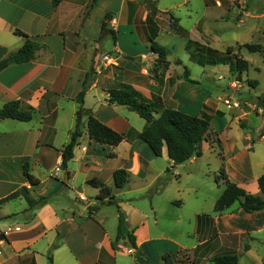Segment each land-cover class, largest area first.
Instances as JSON below:
<instances>
[{
	"label": "crops",
	"instance_id": "crops-1",
	"mask_svg": "<svg viewBox=\"0 0 264 264\" xmlns=\"http://www.w3.org/2000/svg\"><path fill=\"white\" fill-rule=\"evenodd\" d=\"M189 3L155 0L153 13L147 0H0V60L22 46L23 39L15 30L43 46L32 61L0 71V108L19 100L33 113L29 122L0 120V199L23 186L33 198L48 197L31 211L23 198L0 205V264H49V256L52 264H164V255L170 256L172 264H214L213 258L223 255H235L238 264H264V210L246 213L235 203L222 213L215 212L214 203L223 184L217 187L209 209L203 203L196 205L185 233L193 243H183L175 236L162 239L158 230L162 208L171 214L182 206L181 196L191 189L180 184L182 178L190 181L198 166H203L199 175L210 173V164H193L205 155L223 160L224 164H215V168L222 166L230 182L264 198L257 183L264 172V127L240 122L252 114L263 116L264 90L258 91L260 96L254 102L228 110L221 102L227 94L218 85L211 92L210 83H218L222 74L233 73L229 65L191 61L186 48L189 40L216 51L233 48L223 45L216 49L220 38L210 33V24L226 23L225 14L232 4L204 1L193 31H185L186 35L175 28L183 30L177 12L186 9L189 16ZM233 7L238 9L234 17L241 25L246 18L264 17V13L253 16L248 7L244 12L239 5ZM106 15L109 19L103 30ZM221 31L224 28L218 29ZM259 35L264 38V31ZM150 39L168 50L166 63L158 62L149 50ZM173 41L199 70L185 66L178 55L174 63L170 51ZM105 55L107 61L103 60ZM142 61L149 63L146 73ZM185 71L195 83L185 79ZM87 74L83 107L117 133L130 129L141 132L145 126L136 112L107 102V91L122 85L131 86L148 101L159 99L158 110L210 115V131L199 147L200 156L174 165L165 147L155 156L138 137L123 140L116 147L94 143L88 138L84 117L73 157L64 170L61 151L75 128V97ZM258 85L257 80L254 89ZM255 106L260 107V113L256 114ZM29 162L34 166L51 162L45 164L51 165L49 176L42 179L29 169L39 180L35 191L22 173L23 164ZM117 170L128 174L126 184L119 189L113 181ZM89 180L110 187L115 204L99 206L98 190ZM105 207L113 208V215ZM119 217L123 238L117 241ZM172 225L177 233L178 221ZM129 233L135 248L128 241Z\"/></svg>",
	"mask_w": 264,
	"mask_h": 264
},
{
	"label": "trees",
	"instance_id": "trees-1",
	"mask_svg": "<svg viewBox=\"0 0 264 264\" xmlns=\"http://www.w3.org/2000/svg\"><path fill=\"white\" fill-rule=\"evenodd\" d=\"M147 4L152 7V11L155 13V0H147ZM108 19L109 15H106L105 22L103 21L102 23L103 30ZM175 29L187 35L180 28ZM14 33L23 39V44L18 50L11 52L4 59L0 60V71L11 65L32 61L35 58L36 52L43 48L42 45L29 38L20 30H15ZM112 35L115 40L113 32ZM150 41L149 50L156 55L158 62L166 63L165 60L168 50L152 39ZM186 48L189 52V59L200 64H228L231 71L233 73L238 72V74H241L247 68V62L233 53L232 47L227 48L225 52H220L189 40ZM238 48H244L250 53L263 52L262 46L254 43L241 44ZM194 51H196V55H193ZM185 79L190 83H195L188 79L187 71H185ZM88 80L89 75L87 74V77L82 83L81 90L75 97V101L78 103V109L75 114V128L71 133L69 143L61 151V167L64 170H66L67 163L73 157V147L76 145L77 138L81 135V118L84 117L86 119L88 138L94 143L116 147L123 140H131L138 137L149 147L155 156H160L165 147L167 156L174 165L184 164L192 157L200 156L199 147L202 141L207 138L210 131V115L202 112L198 116H192L172 108L158 110L157 107L161 105L159 99L148 101L131 86L122 85L119 88L109 89L107 91L109 95L107 102L109 104L124 105L129 110L136 112L145 121V126L141 132H134L130 129L126 133H117L96 119L90 110L83 107L84 95L89 85ZM32 114V109L30 107H24L19 100L8 101L0 108V120L10 119L19 122H29L32 119ZM216 114L220 115V112H216ZM240 128L252 134V130L246 128L244 124H241ZM253 141L252 139L251 142L253 143ZM110 156H113V154ZM22 173L31 186L35 187L39 185V180L30 173L28 163L23 164ZM127 178L128 174L125 170L115 171L113 173L114 187L117 189L122 188L126 184ZM215 180L216 182L221 181L224 185L222 193L214 203L213 209L215 212L222 213L235 203H238L240 208L246 213L264 210V198L249 194L230 182L222 166L217 176H215ZM88 183L98 190L96 196L98 205L115 204L110 187L98 180H89ZM257 183L260 192L264 194V172L258 177ZM17 198H23L25 200L28 205L27 211L34 210L48 200L46 196L33 198L29 189L23 186L6 197L1 198L0 205ZM122 238L121 218L119 217L116 240L118 241ZM127 238L131 247L135 248L133 235L129 233L127 234ZM48 259L49 264H52L50 256ZM163 261L164 264H172L169 255H164ZM212 262L214 264H238L235 255L217 256L213 258Z\"/></svg>",
	"mask_w": 264,
	"mask_h": 264
},
{
	"label": "rangeland",
	"instance_id": "rangeland-1",
	"mask_svg": "<svg viewBox=\"0 0 264 264\" xmlns=\"http://www.w3.org/2000/svg\"><path fill=\"white\" fill-rule=\"evenodd\" d=\"M204 0H190V3L187 6L190 13L189 16L185 14L186 9H179L177 12V16L180 17L181 22L180 26L183 28V31H193L195 24L194 22L200 16L201 12L203 11L204 7ZM226 4L231 5L230 8L225 14V19H227L226 23L223 22H215L210 24V33L212 35L217 34L220 38L218 42V46L216 49H219L221 46L224 45L225 49L227 46H233V53L237 54L240 58L247 62L246 70L242 71L241 74L237 73H227L222 74L223 77H218L221 79L218 83H212L211 81V92L215 91L216 85L220 86L224 91V94H227L225 98L221 100L222 104L228 109H236L242 108L244 105H248V102L255 101L256 97H259L258 91L264 90V38L259 35L262 31H264V17L260 19H255L253 17L246 18L244 24H238L235 20V14L238 9L233 7V5H239L241 7V12H244L245 9L248 7V11L254 16L259 15L260 13H264V0H226ZM227 5V6H229ZM216 11H218L216 9ZM244 19V18H243ZM224 28V31L221 33L218 32V29ZM261 28V29H260ZM185 29V30H184ZM262 30V31H261ZM246 43H254L260 44L262 46L263 52L261 53H250L244 48H238L239 44H246ZM217 44V42H216ZM179 43L177 41L171 42L170 51L173 55V61L176 63L175 55H178L180 59L183 61L184 65L187 67L194 68L195 70L199 67L195 64L191 63L186 59V55L182 48L179 47ZM221 52L222 50L219 49ZM225 52V51H224ZM188 54V53H187ZM142 68H145L146 71L149 69V63L147 61H142L140 63ZM217 65V64H216ZM215 65V66H216ZM227 66V64H226ZM220 66H217V68ZM222 68V66H221ZM222 73V72H218ZM219 75V74H218ZM217 75V76H218ZM236 75V76H235ZM259 82V87L254 89L255 82ZM260 100V99H257ZM226 101L229 102L230 107L227 106ZM252 102V103H253ZM234 103V104H233ZM264 104V103H263ZM258 106L262 108L261 103H257ZM260 107L255 106L254 111L256 114L260 113ZM232 118V117H231ZM234 119V116H233ZM246 120V122H245ZM239 120L240 122L246 123L250 127H264V113L263 116L256 117L254 114L249 115L246 119ZM238 124V123H237ZM216 126V121L213 123ZM241 125V124H240ZM251 130V129H250ZM214 141V140H213ZM219 153V152H218ZM221 156V155H219ZM45 164L50 163H38L37 165H33L29 162V169L30 171H35V175L42 179L46 176H49L50 173V166H46ZM193 164H210V173H203L202 167H195V174L199 175L198 177L193 176V178L189 181L186 178H182L180 184L185 186L184 188L191 189L188 193H184L181 196L183 204L179 208H174V212L171 214L166 209L162 208V217H160L159 228L158 230L161 231V238L164 239L165 237L175 236L179 240L181 239L183 243L191 244L193 243L192 240L186 237L185 233L190 228V223L194 212L197 211V204H202L203 206H207L206 209H209L212 206L213 197L217 192V187H222V182L215 180L214 176H217L219 169L215 168V164H224L223 160L217 157L216 155H205L200 158L196 163ZM207 167H205L206 169ZM184 172V170H183ZM38 186L33 188V191L36 190ZM14 200V199H13ZM11 201V200H10ZM165 203V202H164ZM28 206V205H27ZM100 206V205H99ZM109 206L108 204L102 205ZM101 207V208H102ZM106 208V207H105ZM107 212H111L113 215V208L111 209L107 207L105 209ZM165 210V211H164ZM194 217V216H193ZM179 220H176V219ZM178 221L179 226L176 225L177 233L173 232V223ZM187 262V261H185ZM189 263V262H188Z\"/></svg>",
	"mask_w": 264,
	"mask_h": 264
},
{
	"label": "built area",
	"instance_id": "built-area-1",
	"mask_svg": "<svg viewBox=\"0 0 264 264\" xmlns=\"http://www.w3.org/2000/svg\"><path fill=\"white\" fill-rule=\"evenodd\" d=\"M103 60H104V61H107V60H108V56H106V55H105V56H103ZM143 72H144V73H146L147 71H146V70H144ZM226 103H227V106H228V107H230V104H229V102H228V101H226ZM233 104H234V103H233ZM55 170H56V171H58V170H59V166H58V167H57ZM18 229H19V227H16V228H15V230H18Z\"/></svg>",
	"mask_w": 264,
	"mask_h": 264
},
{
	"label": "water",
	"instance_id": "water-1",
	"mask_svg": "<svg viewBox=\"0 0 264 264\" xmlns=\"http://www.w3.org/2000/svg\"><path fill=\"white\" fill-rule=\"evenodd\" d=\"M66 179V178H65Z\"/></svg>",
	"mask_w": 264,
	"mask_h": 264
}]
</instances>
